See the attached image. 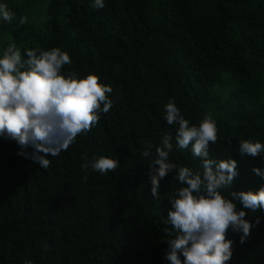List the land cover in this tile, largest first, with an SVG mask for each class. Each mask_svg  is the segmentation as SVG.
I'll return each instance as SVG.
<instances>
[{"label":"trees","instance_id":"1","mask_svg":"<svg viewBox=\"0 0 264 264\" xmlns=\"http://www.w3.org/2000/svg\"><path fill=\"white\" fill-rule=\"evenodd\" d=\"M41 1L3 0L15 19H0V57L13 43L24 58L59 47L71 58L62 73L98 74L113 105L66 151L49 155L46 169L18 154L31 147L0 137V264H170L169 197L185 186L178 169L203 173L191 146L178 147V125L166 122L170 100L190 126L207 114L216 121L209 156L235 159L239 172L223 195L264 185L253 171L264 169V156L238 152L241 140L264 144V0H104L98 9L93 0H50L39 10ZM164 135L177 169L154 197L149 166ZM100 156L120 164L106 173L89 167L85 181L81 165ZM245 211L260 223L244 243L229 228L228 264H264V210Z\"/></svg>","mask_w":264,"mask_h":264},{"label":"clouds","instance_id":"2","mask_svg":"<svg viewBox=\"0 0 264 264\" xmlns=\"http://www.w3.org/2000/svg\"><path fill=\"white\" fill-rule=\"evenodd\" d=\"M104 0H93L91 7L103 8ZM0 19L11 23L15 14L6 4L0 3ZM28 22L21 15L18 25ZM26 51V58L13 43L7 46L0 57V137L15 140L21 149L31 147V153L18 154L31 158L41 168H48L47 158L58 156L75 142L78 135L90 131L100 120L101 113H108L113 105L108 94L109 85L102 84L98 74L89 73L78 77L75 72L62 73L71 58L59 47L39 51ZM168 125L177 124L176 141L179 148L191 146L192 154L200 158L203 173L182 166L177 180L185 185L169 197L171 208L167 222L176 235L166 241L165 258L170 264H228L233 254L234 241L227 238L229 228L241 233L240 243L251 235L259 225L246 219L248 212L264 210V185L256 190H232L230 197L222 190L232 188L239 175L235 159L215 160L209 156L210 143L215 144L219 129L211 114H207L199 126L189 124L173 101L165 106ZM172 137L164 135L155 148L154 162L149 166L151 194L159 196L160 180L177 169L170 162L173 150ZM151 144L146 145L142 156H151ZM241 155L264 156V144L241 140L238 146ZM119 159L106 156L94 158L81 165L85 170L83 179H88L91 167L100 173L115 170ZM256 175L264 179V169L254 167ZM243 207L237 208V203ZM181 254L183 260L181 259Z\"/></svg>","mask_w":264,"mask_h":264},{"label":"rangeland","instance_id":"3","mask_svg":"<svg viewBox=\"0 0 264 264\" xmlns=\"http://www.w3.org/2000/svg\"><path fill=\"white\" fill-rule=\"evenodd\" d=\"M49 1H50V0H42V1L38 4V6L36 5L35 7H38L39 10H42L43 7H44ZM2 2H3V0H0V3H2Z\"/></svg>","mask_w":264,"mask_h":264}]
</instances>
